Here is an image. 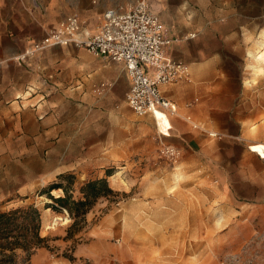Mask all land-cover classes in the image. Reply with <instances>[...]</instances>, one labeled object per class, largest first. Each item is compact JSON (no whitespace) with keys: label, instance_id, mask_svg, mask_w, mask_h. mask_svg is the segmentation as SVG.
Returning <instances> with one entry per match:
<instances>
[{"label":"rangeland","instance_id":"rangeland-1","mask_svg":"<svg viewBox=\"0 0 264 264\" xmlns=\"http://www.w3.org/2000/svg\"><path fill=\"white\" fill-rule=\"evenodd\" d=\"M133 1L30 0V3L36 2L43 10L52 12L57 24L69 15H77L91 31L85 16L88 6L108 2V8L127 7ZM235 2L151 0L152 9L165 27L177 31L190 29L185 33H169L174 41L184 39L192 29L233 25ZM261 32L246 53V84L248 88H256V99L264 98V57L257 58L264 54V49L256 53L257 42H263ZM41 38L31 39L15 59L23 63L51 47L28 53ZM57 45L84 47L74 42ZM251 51L256 53L254 57ZM53 78L42 73V84L28 83L14 98L37 97L31 106L37 109L47 106L56 90ZM123 87L127 92L130 89L127 81ZM112 99L109 116L97 117L99 111L93 119L94 113L84 104L80 120L88 129L94 123L109 120L117 125L125 120L132 135L142 131L152 141L145 154L132 153L109 163L99 156L94 158L96 153L92 151L83 153L69 148L63 151L59 147L50 152L47 147L42 152L37 144L26 147L17 136L10 138L19 119L12 118L9 110L12 99L1 97L0 211L34 203L42 212L41 234L49 237L50 246L38 247L30 263L264 264V158L241 145H234L231 152H221L223 145L213 139L214 143L188 146L189 152L179 146L182 155L172 161L160 152L167 136L159 131L155 118L135 113L123 94ZM105 106L102 111H107ZM47 113L40 112L38 117L42 119ZM176 115L184 118L179 112ZM252 131L256 139H264V116L253 125ZM261 147L264 156V145ZM84 155L87 160L77 164L78 157ZM63 162H74L77 168L58 173L64 168ZM69 173L73 180L60 177ZM102 177L108 179L116 194L100 197L86 214L84 227L73 231V237L65 238L73 219L67 210L47 207L52 199L42 191L51 183L62 181L77 198L84 182ZM51 193L59 196L64 191L54 189ZM107 228L111 230L107 232ZM66 255H73L74 259Z\"/></svg>","mask_w":264,"mask_h":264},{"label":"crops","instance_id":"crops-1","mask_svg":"<svg viewBox=\"0 0 264 264\" xmlns=\"http://www.w3.org/2000/svg\"><path fill=\"white\" fill-rule=\"evenodd\" d=\"M233 1H236L233 8L236 23L192 29L194 36L190 32L168 47L171 57L189 65L190 75L161 85L162 94L176 103L184 118L168 114L170 122L163 111H157V126L161 133H170L164 135L167 142L185 152L193 144L214 143V139L226 146V149L222 146L221 152H231L234 145H241L263 159L264 139H256L252 128L264 116V98L256 99V88H248L246 84V53L261 31L263 42H257L256 53L264 49V0ZM88 7L85 16L91 31H95L109 4L101 2ZM55 18L52 12L30 0H0V101L1 97H10L12 118L19 119L14 122L10 138L17 136L26 147L37 144L42 152L47 147L50 152L59 147L63 151L67 148L83 153L92 151L96 153L94 158L99 156L109 163L132 153L145 154L152 141L142 131L132 135L125 120L117 125L109 120L94 123L89 129L80 120L84 104L94 113L93 119L99 111L97 117L109 116L112 96L127 95L123 82L127 81L129 87L131 79L124 62L74 45L51 46L23 63L15 59L31 39L43 37L57 24ZM189 30L168 29V34ZM256 53L251 51L253 57ZM42 73L53 75L56 84L47 106L38 109L31 106L37 97L14 98L28 83L42 84ZM5 80L6 84L1 83ZM102 106L107 111H102ZM40 112L48 113L40 119ZM154 116L149 113V118ZM86 160L85 155L79 156L77 164ZM63 163L64 168L58 173L77 168L74 162Z\"/></svg>","mask_w":264,"mask_h":264},{"label":"built area","instance_id":"built-area-1","mask_svg":"<svg viewBox=\"0 0 264 264\" xmlns=\"http://www.w3.org/2000/svg\"><path fill=\"white\" fill-rule=\"evenodd\" d=\"M71 42L86 47L95 55L125 63L131 79L126 100L137 114L156 115L157 111L178 114L176 103L162 94L161 85L189 77L190 68L168 54L174 38L152 9L151 0H134L127 7L106 9L95 31L88 30L77 15H69L47 30L28 53ZM160 152L172 161L182 155L179 146L165 141H162Z\"/></svg>","mask_w":264,"mask_h":264},{"label":"trees","instance_id":"trees-1","mask_svg":"<svg viewBox=\"0 0 264 264\" xmlns=\"http://www.w3.org/2000/svg\"><path fill=\"white\" fill-rule=\"evenodd\" d=\"M60 177L71 180L74 178L71 173L60 174ZM54 189H63L64 194L56 196L51 193ZM42 192L52 199L47 207L59 211L67 210L72 217L73 222L65 238L73 237V231L84 227L87 222L86 214L100 197L116 194L106 177L84 182L80 187L81 195L77 198L62 181L51 183ZM41 228L42 212L34 203L0 211V264H13L18 261L31 264V256L38 247L50 246L49 237L41 234ZM66 256L74 259L73 255Z\"/></svg>","mask_w":264,"mask_h":264},{"label":"bare ground","instance_id":"bare-ground-1","mask_svg":"<svg viewBox=\"0 0 264 264\" xmlns=\"http://www.w3.org/2000/svg\"><path fill=\"white\" fill-rule=\"evenodd\" d=\"M262 57H264V54L263 53H260L259 55H258V59H260V58H262ZM165 115L168 117V119H169V121H170V118H169V116H168V114H166L165 113ZM155 117V119H156V122H157V124H158V117H157V113H156V115L154 116ZM171 122V121H170ZM173 126H172V123H171V125H170V127H169V129L170 128H172ZM166 135H168V134H166ZM169 135H170V133H169Z\"/></svg>","mask_w":264,"mask_h":264}]
</instances>
